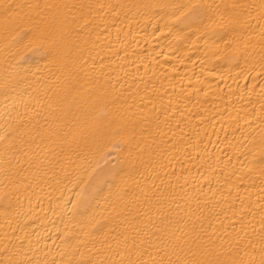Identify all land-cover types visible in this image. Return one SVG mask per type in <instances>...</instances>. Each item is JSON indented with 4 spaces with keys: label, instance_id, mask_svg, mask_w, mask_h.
<instances>
[{
    "label": "bare ground",
    "instance_id": "bare-ground-1",
    "mask_svg": "<svg viewBox=\"0 0 264 264\" xmlns=\"http://www.w3.org/2000/svg\"><path fill=\"white\" fill-rule=\"evenodd\" d=\"M0 264H264V0H0Z\"/></svg>",
    "mask_w": 264,
    "mask_h": 264
}]
</instances>
